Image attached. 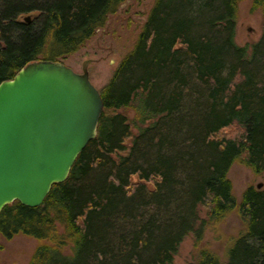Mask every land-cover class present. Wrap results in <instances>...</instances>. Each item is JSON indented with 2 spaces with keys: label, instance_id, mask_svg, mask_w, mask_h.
<instances>
[{
  "label": "trees",
  "instance_id": "16d2710c",
  "mask_svg": "<svg viewBox=\"0 0 264 264\" xmlns=\"http://www.w3.org/2000/svg\"><path fill=\"white\" fill-rule=\"evenodd\" d=\"M124 1L0 0V82L76 52ZM239 2L154 0L100 90L97 135L66 180L39 206L14 200L1 210L0 238L38 241L28 264H171L187 234L201 238L234 210L245 229L226 260L205 247L197 264H264V187L247 185L238 201L228 176L234 162L264 173V22L257 41L238 44ZM251 7L264 15V0ZM191 86L200 89L193 120L182 114ZM131 107L134 123L151 119L137 134ZM187 126L193 133L179 139Z\"/></svg>",
  "mask_w": 264,
  "mask_h": 264
},
{
  "label": "water",
  "instance_id": "95a60500",
  "mask_svg": "<svg viewBox=\"0 0 264 264\" xmlns=\"http://www.w3.org/2000/svg\"><path fill=\"white\" fill-rule=\"evenodd\" d=\"M88 64L38 59L0 82V213L14 200L41 205L97 135L104 102Z\"/></svg>",
  "mask_w": 264,
  "mask_h": 264
},
{
  "label": "rangeland",
  "instance_id": "374dc122",
  "mask_svg": "<svg viewBox=\"0 0 264 264\" xmlns=\"http://www.w3.org/2000/svg\"><path fill=\"white\" fill-rule=\"evenodd\" d=\"M251 2L252 0H240L238 5L235 40L240 45L254 43L262 34L264 15L261 9H253ZM153 4L154 0H125L115 13L108 16L105 25L97 28L95 34L84 45L76 52L59 59L79 72L82 71L83 62L89 60L90 80L101 90L108 83L123 57L133 49ZM195 30L197 33L201 29L196 26ZM170 88L172 86H167L165 89L170 90ZM199 90V88L191 86L182 102V114L186 117L190 115V120H193V114H195L190 112L194 109L193 102H195L194 99L198 98ZM147 101L153 102L151 95ZM135 111L134 107L125 110L133 123ZM150 121V118H144L142 121L136 118L132 127L133 133L137 134L139 128L147 125ZM187 129L185 133L179 134L177 137L182 139V135L188 136L189 130H191V134L194 131L190 126H187ZM235 131L236 126H229L225 129V132L232 136L235 135ZM228 176L232 181L233 192L238 201L247 185L254 184L257 186L262 183L260 188L264 187V173L255 174L249 167L240 162H234L231 165ZM201 217L206 218L203 210ZM199 226L200 222L197 227ZM244 229V221L234 210L220 223L205 227L201 238H197L194 232L187 234L180 242L171 264H197L200 250L205 247L214 250L223 260H226L227 248L232 243L233 238ZM37 244L36 238L24 234H17L8 240L0 238V264H28Z\"/></svg>",
  "mask_w": 264,
  "mask_h": 264
}]
</instances>
